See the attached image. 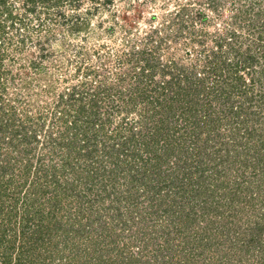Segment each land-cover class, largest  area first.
Listing matches in <instances>:
<instances>
[{
    "label": "trees",
    "instance_id": "16d2710c",
    "mask_svg": "<svg viewBox=\"0 0 264 264\" xmlns=\"http://www.w3.org/2000/svg\"><path fill=\"white\" fill-rule=\"evenodd\" d=\"M24 1L28 11H33L37 3L46 6L47 10L55 6L73 10L82 7L83 0H51L50 3L47 0ZM210 1L215 7V0ZM5 2L7 0H0V6ZM261 2L258 3V13L264 16V3ZM6 8L12 17V9ZM251 10L241 6L233 12V21L248 20ZM234 23L233 29H226V32L214 38L216 49L209 55L212 57L214 54L216 62L208 67L209 75L201 74L196 65L190 68V75L183 65L174 68L167 63L160 67L151 61L152 44L145 43L142 47L131 45L127 60H133L140 66L136 80L141 84L145 82L144 86L137 84L130 85L128 89L123 86V89H118V84L112 82L108 89L99 85L98 91L89 97L79 91L80 85L75 84L69 91L61 93L59 101L69 104L70 110L75 113H70V117L67 114L64 125L57 128L56 135L61 141L50 137L54 147L48 153L51 157L49 164L41 161L39 167L33 168L31 163L34 155L29 153L30 149L11 146L17 144L19 147L28 139L20 133L26 121L15 117V110H3L5 115L10 116L1 126L0 133V144L4 140L6 143V146L5 143L0 146V264H264V207L260 206L264 205V199L260 200L258 196L254 201L255 192L248 193L235 182L232 188L226 190V186L232 183H228L224 177L233 166L236 156L243 168L242 175L251 167L254 177L259 175L264 166L262 132L256 140L259 147L254 151L248 142H239V145L234 143L235 147L225 153L222 163L217 162L218 156L212 158L210 153L205 154L199 146L194 128L190 131L187 123L183 122L192 115L197 116L196 123L202 121L199 119L201 109L198 106L205 104L190 98L180 105L182 108L187 107L184 109L186 117H181L182 123L178 127V130L186 127L183 134H179L176 128L158 123L146 134L143 128L134 126V119L131 121L132 126L127 122L128 115L123 116L119 124L126 128L130 125L132 137H122L120 130L114 127V131L106 132L104 139L98 141L90 135L89 129V126L95 125L90 116H100V109L108 105L106 120L109 122L112 111L125 98L144 103L145 106H158L169 98V90H174L177 85L180 87L178 93L183 90L185 96H192L197 94L192 91L195 86L204 87V91L207 88L213 90L214 87L208 85L209 79L211 82L216 78L217 82L224 79L225 83L238 79L241 81L243 76L238 71H256L254 61L257 57L255 53H250V48L247 54L242 52L240 59L229 63L226 56L222 55L225 46L234 48L238 42L239 31ZM34 26L43 27L42 23ZM5 27V24L0 23V34L8 33ZM28 34L25 35L28 40L35 38L34 31H28ZM2 41L0 38V59L4 56ZM187 85L190 87L185 91L183 87ZM227 85L233 91L238 86L235 93L229 90L231 96L243 93L238 82ZM227 85L224 90L228 89ZM204 91L201 89L199 93L203 94ZM229 94H220L225 97V107L222 108L225 112L234 111V104L226 106L230 100L227 98ZM189 101L196 106H192ZM174 105L169 101L168 108ZM242 106L236 108L238 112ZM258 111L253 109L249 113L257 116L261 114ZM243 120L247 122L249 118ZM101 123L104 125V122ZM192 123L194 121H190V125ZM257 129L256 125L249 129V138L254 137ZM142 132L151 138L149 142L136 141ZM106 138L112 139V142L109 143ZM9 149L16 154L11 155ZM82 152L79 156L74 155ZM189 155L192 161L197 159L198 164L189 161ZM82 161L86 162L84 166L87 168L80 177L87 178L89 188L95 187V195H103L106 200L109 198L113 203L112 209L118 210L113 211L111 217H92L84 212V206L73 210V204L65 202L66 198L80 191L69 174L77 175L79 169L83 171L84 166L78 165H83ZM189 176L191 180L188 182ZM208 177L216 181V188L206 181ZM107 183L111 189L107 190ZM187 186L193 197H184ZM124 187L127 188V195L121 198L124 194H118ZM112 194L114 196L111 199ZM125 201L133 204L136 210H141L142 214L147 212L145 219H149V223L139 226L136 234L133 231L129 234L127 222H131V219L128 210L124 211ZM257 207H262L263 211L249 212ZM166 219L171 222L172 228H176L175 231L168 226L161 227L159 222ZM163 228L166 231L162 232Z\"/></svg>",
    "mask_w": 264,
    "mask_h": 264
},
{
    "label": "rangeland",
    "instance_id": "374dc122",
    "mask_svg": "<svg viewBox=\"0 0 264 264\" xmlns=\"http://www.w3.org/2000/svg\"><path fill=\"white\" fill-rule=\"evenodd\" d=\"M260 1L264 3V0H215V7H212L210 0H98V2L83 0L82 7L73 10L60 6L47 10L46 6L37 3L35 10L28 11L24 0H7L0 6V23L6 25L5 29L8 32L5 35L0 34L2 35L0 38L4 40L2 41L4 56L0 59V133L1 126L10 116L5 115L3 110L7 111V108L15 110V117L26 121L25 128L20 133L28 139L19 147L17 144L7 145L14 146L16 149H30L29 153L34 155L31 163L33 168L39 167L41 161L49 164L51 157L48 153L54 147L50 137L57 142L61 141L56 135L57 128L64 125L67 114L69 116L70 113H75L74 110H70L69 104L59 101L61 93L69 91L75 84L80 85L79 91L89 97L98 91L99 85L106 86L108 89L112 82L118 84V89H123L121 86L128 89L137 84L144 86L145 82L141 84L136 80L140 66L133 60H127L132 49L131 45L142 47L145 43L152 44V63H158L160 67L168 63L169 67L174 68L183 65L188 69L186 70L189 75L192 70L190 68L196 65L201 74L209 75L208 67L216 62L215 55L213 54L212 57L209 55L213 49H216L214 38L228 29H233V22H235L239 31L238 42L235 43L234 48L225 46L222 49V55L226 56L229 63L231 60L240 59L242 52L247 54L250 48V53H255L257 57L254 61L256 71L248 73L247 69H242L238 71V74L243 76L241 81L238 79V81L227 82L229 85L238 82L239 88H242V94L236 93L235 96H231L232 94H229L231 87H228L224 79L217 82L218 78H213L214 82L209 79L208 85L213 86V90L207 88L204 91V87L195 86L192 91L197 94L192 96H185L183 90L178 93L177 90L180 87L177 85L174 90H169V98L158 106L153 104L145 106L144 103L132 102L131 99L125 98L121 101L122 105L120 104L112 111L109 122L106 120L109 112L106 111L107 105L100 109L102 110L100 116H90L94 119L95 125L89 126V129L93 138L102 141L105 133H111L109 131L114 127L120 130L122 137H132L129 128L133 119L136 121L134 126L137 129L143 128L146 134L156 123L176 128L179 134H183L187 129L192 131L194 128L201 150L205 151V154L210 153L212 158L218 156L217 162L220 163L225 153L235 147L234 143L239 145V142H248L249 145L252 144L251 150L254 151L259 147L256 140L261 132L264 138V16L258 13ZM47 2L52 1L47 0ZM241 6L245 10L252 8L249 19L233 21V12L238 11ZM6 7L12 9L13 18L9 16L10 12ZM36 23H42L43 27L37 28L34 26ZM28 31H34V39L26 38L30 35ZM23 38H25L24 41ZM8 70L11 71L8 72ZM226 85L228 89L224 90ZM188 87L190 86L187 85L183 89L186 91ZM237 88H234V91L231 89L232 93H235ZM201 89L204 91L203 94L199 93ZM221 92L229 94L227 98L230 100L226 106L234 104V111H222L225 107L223 105L225 97L220 95ZM171 95L176 96L171 98ZM189 98L205 104L204 107L198 106L201 109L199 119L202 121L196 123L197 116L192 115V118L183 121L187 123V129L184 127L178 130L179 123H182L181 117L186 115L184 109H187L186 106L182 108L180 105ZM169 101L175 104L171 109L168 108ZM189 102L192 106H196ZM105 104L106 102L103 101V105ZM241 104L243 106L238 112L236 108ZM253 109L261 111V114L254 116L249 113ZM126 115L130 120L127 121L130 124L128 128L119 124V120ZM245 118L249 120L246 122L243 120ZM190 121H194V124L190 125ZM101 122H104V125ZM253 125H256L258 129L254 137L249 138V129ZM145 133L139 134V139L137 138L136 141L149 142L151 138L146 137ZM106 140L109 143L112 142V139L106 138ZM3 143L5 140L0 146ZM34 147L35 150H33ZM8 151L11 155L16 154L10 149ZM81 154L83 152L74 155ZM190 156L189 161L194 162ZM237 158V156L234 158L233 166L224 176L228 183H232L226 186V190L232 188L235 182L245 188L248 193L255 192L254 201L259 197L260 200L264 199V166L262 165L263 168L257 177L251 173L252 167L242 175L243 168L237 162ZM172 159L174 160V157ZM82 162L83 165L78 163L81 167L86 164ZM193 164H198L197 159ZM87 165L89 166V163ZM86 168L84 166L83 171L79 169L80 173L78 172L77 175L69 174L71 180L80 187V191L66 198L65 202L72 203L73 210L84 206V212L92 217L104 215L111 217L113 211L118 212L112 209V200L109 198L106 200L100 194L99 197L95 195V187L94 190L91 186L89 188L88 179L80 177V174L83 176L82 173ZM211 179L208 177L206 181L216 188V181ZM189 180H191L190 176L186 181L189 182ZM121 181L123 182L124 178ZM108 189L111 187L107 183ZM123 189L118 195L122 193L124 195L121 198H126L127 188ZM113 196L112 194L110 198L112 199ZM184 197H193L189 186L185 188ZM107 206L111 207L107 208ZM260 206L264 207V205ZM262 207L251 209L249 212L254 213V210L261 213ZM123 208L125 212L128 210L127 213L131 219V222H127L129 234H132V231L138 233L139 226L149 223V219H145L147 212L142 214L141 210H136L133 204L126 201ZM159 223L161 227L168 226L172 231L176 229L172 228L171 222L167 219ZM164 231H166L165 228L162 229V232ZM93 234L95 235V232ZM72 262L76 263V260L72 259Z\"/></svg>",
    "mask_w": 264,
    "mask_h": 264
}]
</instances>
